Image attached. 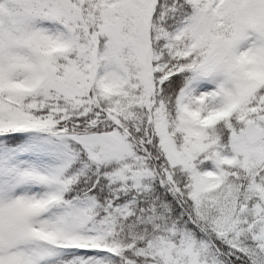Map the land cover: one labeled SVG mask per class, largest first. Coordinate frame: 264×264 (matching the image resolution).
<instances>
[{
  "label": "snow or ice",
  "instance_id": "6c2138e0",
  "mask_svg": "<svg viewBox=\"0 0 264 264\" xmlns=\"http://www.w3.org/2000/svg\"><path fill=\"white\" fill-rule=\"evenodd\" d=\"M0 264H264V0H0Z\"/></svg>",
  "mask_w": 264,
  "mask_h": 264
}]
</instances>
